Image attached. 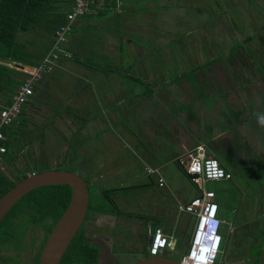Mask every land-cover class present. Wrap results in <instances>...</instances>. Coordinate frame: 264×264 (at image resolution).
<instances>
[{
	"label": "crops",
	"instance_id": "crops-1",
	"mask_svg": "<svg viewBox=\"0 0 264 264\" xmlns=\"http://www.w3.org/2000/svg\"><path fill=\"white\" fill-rule=\"evenodd\" d=\"M189 1L195 2L196 0ZM71 4L72 0L53 1L47 8V18H52L57 15V19L62 23L65 14L71 8ZM237 5L239 7L237 9L238 12H242L245 7L244 3L242 1L241 3L237 2ZM214 6L220 10L218 15L212 11ZM230 6L231 8L233 6L234 9L237 7L231 3ZM89 8L90 11L76 21L68 40V48L74 53L75 57L71 60H60L53 71L36 84L32 104L36 100L39 101V98H36L37 94H40L39 91H42L45 86L49 89L54 82L60 79L56 78V75L59 70L63 69L70 76L76 78V88L78 87V89L74 93L72 92L71 95H75V97L77 95L79 96L81 100L79 111L84 110L87 112V109L90 107L88 105L90 102V94L85 90L87 88L85 84L89 76L95 77L96 75L98 80L95 87L102 92L100 95L101 107L99 110L103 111L106 115L103 119L113 121L124 114L129 116L137 115L134 118L136 122L134 131L130 132L129 130L127 134L130 135V140L136 144L138 143L137 138L140 136L143 137L141 143L144 158L154 166V168L152 166L147 168L153 170V173L149 174L146 171L150 179L149 183H153L151 176L156 175L157 187H166L165 193L172 199L171 202H168L166 198V205L164 204L165 207L163 208V210L166 209L163 217H168L169 221L174 225L172 230L169 232V230L165 231L155 226L156 229L162 231L170 243V246L161 252L166 253V255L171 252L183 256L190 247L191 235L196 225V218L191 214L181 212L179 207L188 204L192 199L197 197L198 191L191 181L186 178L184 171L177 164V159L185 151L191 150L198 145H205L208 155L217 160L218 153L225 151L228 153V158L232 161L231 158L233 157L230 156V152L234 151L238 157V161L246 164L249 162L246 158L251 152L244 150L251 149L259 152V150L264 148V141H261V138L264 140V131L259 130L262 125L256 123L259 125L258 128L255 124V122L261 120L259 115L264 118V114L262 113L264 112V57H260L259 62L255 64L251 59L248 60V55L244 53L240 45H236V49L232 53L231 65L228 67L229 62L225 60L228 55L225 54L227 53L225 51L229 40H226L223 35L219 34L217 43H214V40L211 41V38L205 39L203 37L207 42L204 44V49H202L198 42L196 43L197 38L192 36L198 34L201 30L206 36L212 34L214 27L218 30H228L227 25L223 26L222 21V16L225 14L224 9L229 8L228 5H206L205 10L196 9L197 17L193 15L189 19L180 18L177 20L180 25L187 27H189V24L190 26L192 25L193 33H191V36L185 37L184 40L174 39L175 44H171L170 39L163 35L166 24H164V20L160 19L159 22H156L154 30L146 25L142 26L145 20L144 15L139 20L129 21V17L132 15L135 16L136 12H134V6L128 0H90ZM248 12H250L249 28L252 29L251 34L253 36L256 34L254 37L252 36L253 40L259 42L257 44L259 50L262 48L264 50V19L257 12H251V10ZM216 16H219L218 19ZM212 23H214V27L211 26ZM162 26L164 27V31ZM101 28H105L107 38L112 42L107 46L109 47L106 52L107 57L120 54L123 51L124 45H128L130 48L134 46L130 39L123 38L124 43L119 47V51H116L117 43L121 39L120 31L123 30L124 32L133 34L131 36L132 40L139 37V40L143 43L145 40L150 41L159 48L160 51L155 50L161 52V54L166 52L171 55L168 48L174 45L175 49L178 47V50H176L178 51V55L181 56L182 64L176 67V70L180 72L175 71L174 74H171L165 79L161 75L164 67L162 69L157 67L161 64L154 61V56L152 57V62L149 63L148 60L151 57V53L149 54L145 49H142V52L138 48L137 51L142 56L139 61H135L131 68V70H138L137 77H134L138 81L131 80L130 76L127 77L131 84L134 83L128 88L133 91L132 94H136V98L130 99L124 109L125 104L121 105L123 102L118 100L117 91L112 88V86H115L119 90L121 88L120 79L119 77L117 78V73L120 71L119 67L111 61H107L106 64L98 63L95 65L97 66L96 70L88 66L83 68L85 59L91 58L94 60V55H98V53H94L93 55L94 50L92 48L90 51L85 50L83 46L84 37L88 36V33H91V31L101 30ZM55 29L49 31L50 41L40 51H37L36 48L34 49V45H37L38 41L44 39L43 36L40 38L39 34L44 35L43 30H46V27H39L29 33H20L18 35V41L24 43L25 51L29 54L32 62L41 61L48 52ZM75 30L76 32L74 33ZM82 34L84 37L81 40ZM252 37L247 39L240 38V42L248 40L249 43ZM91 39L93 40L94 36ZM186 42H189V44ZM185 45L188 47H185ZM194 49H196V52L193 51ZM220 51L224 52L223 57H221L223 62L218 60L220 58L215 57L213 63L209 64V66L200 64L206 57L215 56V53L217 52L219 54ZM134 55H138V53ZM199 57L202 58V62H200L201 59ZM106 60H109V58H105V62ZM121 62H123L122 58ZM224 63L226 69L223 67ZM167 72H171V70L168 69ZM173 76H175L174 79ZM124 78L127 79L126 76ZM189 78H192V80H189ZM144 84L150 88L147 92L141 90V86ZM124 87L127 86H122V88ZM153 103L161 104V109H153ZM62 110L64 111L65 109L63 108ZM70 112L73 113V108L65 110V113L70 114ZM90 121L92 120L86 122L81 129L84 131L86 128L89 129V125L92 123ZM249 121L254 122V124H251L252 130L248 128ZM253 127L256 128V131ZM82 134L85 133L83 132ZM251 136L259 138L258 146L254 145L251 148L249 144V137ZM112 142V137L106 139V143L111 145ZM242 143H245L243 148ZM225 159L224 161H218L233 175L228 169L231 164L230 162L226 163ZM232 162L234 163V161ZM108 168L110 167L103 166L98 172L97 178H94L96 180H92L91 185L98 187L100 194L102 192H108L113 197V194L115 196V193L120 191L118 187H122L123 182H119L117 174L113 172L111 174V170L106 172ZM110 174L111 178L109 179L107 176ZM159 179L163 180L162 186L159 185ZM232 180H234V176ZM142 181V183L139 182L133 186H125L121 189H130L131 187H134V189L144 188V184H148V182ZM190 186H193V190ZM217 198L218 196L215 194L216 203ZM172 204L174 206L177 205V213L172 209ZM134 205L135 203L127 206L125 213L128 214L122 215L118 212H114V214L96 213V221L97 225L101 228L107 225L109 231L112 229L116 230V227L122 228L123 226H127V229H130L129 225L136 226L133 231L137 234V240L140 242L139 247L144 252L146 248H149L144 243L143 237L146 235L145 230L153 222L145 221L142 216L131 213L130 211ZM223 216L224 212L222 213L219 208L218 217L224 223L222 227L226 225L231 227L230 222ZM107 234L108 232L106 234L104 233V235L96 234L97 244L95 243L93 245L100 250L101 255L107 249L108 255L112 256L111 249L114 244H119V238L114 241L115 235ZM122 242H120V246H125L128 243V241ZM221 256L228 264H241L238 260L228 261L223 255Z\"/></svg>",
	"mask_w": 264,
	"mask_h": 264
},
{
	"label": "rangeland",
	"instance_id": "rangeland-1",
	"mask_svg": "<svg viewBox=\"0 0 264 264\" xmlns=\"http://www.w3.org/2000/svg\"><path fill=\"white\" fill-rule=\"evenodd\" d=\"M241 1L245 6L244 9L241 8L244 13H239L237 10L239 9L237 2L241 3ZM128 2L134 6V12H136L135 16L129 17V21L139 20L144 15L145 20L142 26L146 25L154 30L156 22H159L160 19L164 20V24H166L163 35L170 39L171 44H175L174 39L184 40L185 37L191 36V33H193L192 25L190 26L189 24V27L180 25L177 20L180 18L189 19L193 15L196 16V9H204L206 5H228L229 8L224 9L225 14L222 16L223 26L227 25L228 30H218L214 27V23H212L211 26L214 27L212 34L206 36L201 30L198 34L192 36L197 38L196 43L198 42L202 49H204L206 38H211V41L214 40L213 42L217 43L219 34L223 35L226 40H229L225 51L227 52L225 54L228 55L225 58L229 62L228 67L231 65L232 53L236 49V45H240L244 53L248 55V60L251 59L255 64L259 62L260 57H264L263 48L259 50L257 48L259 42L253 40L256 34L254 36L251 34L252 29L249 28L250 12H248L250 10L251 12H257L264 19V0H196L195 2L189 0H128ZM230 3L237 7L234 9L232 6L231 8ZM212 11L218 15L220 10L214 6ZM219 16H216L217 19ZM104 29L91 31L86 37L82 34L81 40L83 37L85 38L83 41L85 50L90 51L92 48L94 50L93 55L94 53H98V55H94V60L91 58L85 59L83 68L88 66L96 70L97 66L95 65L98 63L106 64L107 61H111L117 65L120 70L117 73V78L119 77L120 79L121 88L120 90L116 89L115 86H112V88L117 91L118 100L123 102L121 105L125 104L124 109L130 99L136 98V94H132L133 91L128 88L134 83L131 84L127 77H137L138 70H131V68L135 61H139L142 56L137 51L138 48L141 50L145 49L146 52L148 51L149 54H152H150L149 63L152 62V57L154 56V61L161 64L157 67L159 69L164 67L161 75L165 79L174 74L175 71L180 72L176 70V67L182 64L181 56L178 55L177 51L178 47L176 48L177 50L175 49V45L168 48L171 55L166 52L161 54V52H157L160 51L159 48L150 41L145 40L143 43L139 40V37L132 40L131 36L133 34L124 32L123 30L120 31L121 39L117 43L116 51H119V47L124 43L123 38L130 39L134 46L130 48L128 45H124L123 51L120 54L107 57L106 52L109 48L107 46L112 42L107 38V33ZM43 31L44 35L39 34V36L40 38L43 36L44 39L40 40L41 42L38 41L37 45H34V49L36 48L37 51L43 50L46 43L50 41V33H45L46 30ZM92 36H94L93 40L91 39ZM249 37H252V43L251 41L248 43V40L240 42V38L247 39ZM186 43L189 44V42ZM185 47L188 46L185 45ZM232 47L233 49H231ZM193 51L196 52V49ZM135 52L138 55H134L136 54ZM215 54V56L206 57L203 62L202 58L199 57L201 59L200 62H202L200 64L209 66V64L213 63L215 57L220 58L218 60L223 62L221 57H223L224 52L220 51L219 54L217 52ZM104 57L106 59L109 58V60L105 62ZM245 57L247 58V56ZM121 58L123 62H121ZM258 65L261 67L260 64ZM223 67L226 69L225 63ZM168 69L171 72H167ZM56 76V78L60 79L54 82L49 89L45 86L42 91H39L40 94L36 93V98H39V101L36 100L32 106L27 108V114L21 116L28 123V126L25 130H21L19 127L17 129L21 130L18 132V149H14L17 152V158L12 165L6 166L0 163V170L4 171L8 176H15L19 172L25 171L26 165L31 166V163L34 162L33 160L37 161L36 165L38 167L43 166V163L38 162L37 158L44 157L45 159L47 158V164H44L48 165L51 170H70L80 175L88 182L91 196L95 195L97 200H101L102 195L100 194V190L98 187H93L91 182L92 180H96L94 178H97L98 172L103 166H109L110 168L106 172L111 170L110 173L117 174L118 181L123 182V186L118 187L120 191L113 192L115 196L113 194L112 204L107 203L106 200L103 201L105 205L108 204L116 208L112 214L114 212L121 213L122 215L128 214L125 213V209L128 205L135 203L133 209L130 211L131 213H136L142 216L145 221H151L158 228L165 231L169 230L170 232L174 225L169 221L168 217H163L166 210H163V208L165 207L164 204L166 205V198L168 202H171L172 199L165 193L166 187H157L156 175L151 176L153 183H149L150 179L146 174V169L152 166V164L144 158L141 143L143 137H138V143L136 144L130 140V135L127 134L129 130L130 132L134 131L136 123L134 118L137 115L129 116L124 114L113 121L103 119L106 115L103 111L99 110L102 92L95 87L98 80L96 75L95 77L89 76L85 84L87 87L85 90L90 94V102L88 103L90 107L87 109V112L84 110L79 111L81 100L78 95L76 97L75 95H71L72 92L74 93L78 89V87L76 88V78L70 76L63 69L59 70ZM123 76H126L127 79ZM189 80H192V78H189ZM122 86L127 87L122 88ZM148 89L150 88L145 86V84L141 86L143 92H147ZM160 105L153 103V109H161L162 106ZM68 107L73 108V113H65V110L69 109ZM63 108L65 109L64 111L62 110ZM262 113L264 114V112ZM259 117H261V120L255 122V124H261L262 127L259 130L264 131V118L260 115ZM21 118L18 120L19 122ZM89 120H92L90 121L92 123L89 125V129L82 130L81 127ZM248 123V128L252 130L251 124H254V122L249 121ZM259 125H257L258 128ZM253 129L256 131L255 127ZM83 132L85 134H82ZM108 137L113 138L111 145L106 143ZM261 141L264 140L261 138ZM258 142L259 138L254 136L249 137L251 148L254 145L258 146ZM244 145L245 143H242V148ZM244 151L251 152L246 158V160H249L246 164L238 161V157L234 151L230 152L231 154L229 153L233 157L231 159L234 163L228 158L227 152L220 151L217 158L219 161H224L226 158L225 162H230L231 165L228 169L233 173L234 180L211 181L206 184L205 188L218 196L217 203L222 213L224 212L223 217L231 224V227L226 225L220 230L223 238L220 249L223 257L228 261L238 260L241 264H264V148L259 150V152L251 149ZM152 167L154 168V166ZM111 174L107 178L110 179ZM142 180L148 182V184H144V188L134 189V187H131L130 189H121L125 186L129 187L139 182L142 183ZM188 184L190 185L189 182ZM190 187L193 190V186ZM177 208V205L174 206L172 204V209L175 210V213L178 212ZM96 217L97 214L93 215L84 224L85 234L91 238L93 244H97L96 234L104 235V233L108 232V234L115 235L114 241L119 238V244H114L111 249L112 256L108 255L107 249L102 253L103 263L112 264L114 261L118 264H134L140 260L141 256H143V251L139 247L138 236L133 231L136 226L129 225L130 229H127V226H123L122 228L116 227V230L112 229L109 231L107 225L104 228L97 225ZM16 231L18 233H16L15 240L2 251V256L8 258V262L11 264H30L44 238V230L42 227H33L26 220H21L16 226ZM122 241H128L127 245L120 246V242L123 243ZM168 256L176 261H180L182 255L170 252ZM220 257L221 254L219 255Z\"/></svg>",
	"mask_w": 264,
	"mask_h": 264
},
{
	"label": "trees",
	"instance_id": "trees-1",
	"mask_svg": "<svg viewBox=\"0 0 264 264\" xmlns=\"http://www.w3.org/2000/svg\"><path fill=\"white\" fill-rule=\"evenodd\" d=\"M53 1L55 0H0V109L2 106L10 105L12 95L22 80L21 74L6 66L5 63L34 65L40 62L31 61L29 54L25 51L24 43L18 41V35L20 33H29L39 27H46L47 32H49L65 22V16L62 23L57 19V15L52 18H47V8ZM131 80L138 81L135 78H131ZM32 105V100H30V103L24 107L12 125L0 127V131L6 137L5 141L1 143L6 148V152L0 155V163L6 166L9 164L12 165L17 158V152L14 149H18L19 146L18 132L22 129L25 130L28 126V123L21 116L26 115L27 108ZM20 118L21 120L19 122L18 120ZM18 127L21 130H17ZM37 159L39 160L38 162L43 163V166L38 167L36 165L37 161L33 160L34 162L31 163V166L26 165L25 171L19 172L15 176H8L4 171L0 170V198L17 182L26 178L28 175L51 170L46 165L47 158L41 157ZM224 169L227 170L226 168ZM87 185L90 193L88 182ZM101 195V200H97V197L95 195L92 197L90 193L85 221L71 241L60 264L100 263V250L93 245L91 238L85 234L84 224L96 213L108 214L113 213L114 209H116L103 203L106 200L107 203L112 204V197L108 192H102ZM70 196L71 189L68 185L39 187L23 196L0 223V264H11L8 262V258L2 256V251L15 240L16 233H18L16 226L21 220H26L32 226L42 227L44 230V240L36 257L30 263L38 264L42 246L50 231L68 206ZM144 254L145 257H149V248H146Z\"/></svg>",
	"mask_w": 264,
	"mask_h": 264
},
{
	"label": "built area",
	"instance_id": "built-area-1",
	"mask_svg": "<svg viewBox=\"0 0 264 264\" xmlns=\"http://www.w3.org/2000/svg\"><path fill=\"white\" fill-rule=\"evenodd\" d=\"M90 0H72L70 10L65 14V22L54 31L53 43L43 59L34 65L15 64L6 62L5 65L16 70L22 76L21 83L16 87L9 106L0 109V127L12 125L21 114L24 107L34 96L36 84L49 75L62 59L71 60L73 53L68 48V40L76 21L84 17L89 11ZM5 135L0 131V155L6 152L1 144ZM177 163L187 175L195 176L191 183L198 191L197 197L188 204L179 207L184 213L196 218V225L191 235L190 247L181 257L180 264H228L222 255L223 238L220 229L224 224L218 217L219 206L215 201V194L205 188L211 181L232 180L233 175L225 170L217 159L209 156L205 145H198L181 154ZM154 171L147 169V173ZM163 180L159 179L162 186ZM170 246L162 231L155 229L153 240L149 246V256H157Z\"/></svg>",
	"mask_w": 264,
	"mask_h": 264
},
{
	"label": "water",
	"instance_id": "water-1",
	"mask_svg": "<svg viewBox=\"0 0 264 264\" xmlns=\"http://www.w3.org/2000/svg\"><path fill=\"white\" fill-rule=\"evenodd\" d=\"M185 176L189 181L195 177L187 174ZM52 185H68L71 196L68 206L46 239L38 264H60L88 212L90 193L87 182L80 175L70 171L48 170L28 175L0 198L1 223L12 207L27 193L39 187ZM155 228V224H149L148 231L143 237L148 246L152 243ZM134 264H180V262L161 252L160 255L142 258Z\"/></svg>",
	"mask_w": 264,
	"mask_h": 264
},
{
	"label": "flooded vegetation",
	"instance_id": "flooded-vegetation-1",
	"mask_svg": "<svg viewBox=\"0 0 264 264\" xmlns=\"http://www.w3.org/2000/svg\"><path fill=\"white\" fill-rule=\"evenodd\" d=\"M34 227V226H33ZM156 229V228H155ZM148 231V226H147V228H146V230H145V233ZM48 237V236H47ZM47 239V238H46ZM43 240H44V238H43ZM42 240V241H43ZM45 242H46V240H45ZM45 242H44V244H45ZM145 243V242H144ZM41 244H42V242L40 243V246H41ZM44 244H43V246H44ZM29 245V244H28ZM28 245H27V247H28ZM33 245V244H32ZM30 246H31V243H30ZM40 246L37 248V250H36V253H35V256L33 257V259L36 257V254H37V252H38V250H39V248H40ZM43 246H42V248H43ZM146 250V249H145ZM145 250H144V252H143V256L140 258V259H142V258H146L145 257ZM41 252V251H40ZM102 255L100 254V263L99 264H105V263H103L104 261H103V259H102V257H101ZM113 261V260H112ZM112 264H118L117 262H114L113 261V263Z\"/></svg>",
	"mask_w": 264,
	"mask_h": 264
},
{
	"label": "clouds",
	"instance_id": "clouds-1",
	"mask_svg": "<svg viewBox=\"0 0 264 264\" xmlns=\"http://www.w3.org/2000/svg\"><path fill=\"white\" fill-rule=\"evenodd\" d=\"M150 257V256H149Z\"/></svg>",
	"mask_w": 264,
	"mask_h": 264
}]
</instances>
